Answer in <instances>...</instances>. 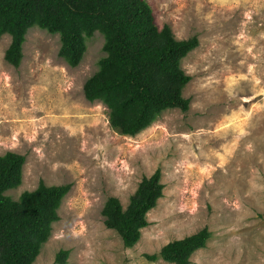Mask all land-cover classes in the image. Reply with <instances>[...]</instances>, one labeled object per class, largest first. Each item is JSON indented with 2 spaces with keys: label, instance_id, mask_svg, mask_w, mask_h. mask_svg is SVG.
I'll return each instance as SVG.
<instances>
[{
  "label": "rangeland",
  "instance_id": "374dc122",
  "mask_svg": "<svg viewBox=\"0 0 264 264\" xmlns=\"http://www.w3.org/2000/svg\"><path fill=\"white\" fill-rule=\"evenodd\" d=\"M156 25L177 40L197 37L182 62L191 81L187 112H163L134 137L114 131L109 110L89 102L85 83L106 56L100 33L82 62L59 57L60 37L31 28L18 68L7 64L11 37L0 39V157L23 156L17 201L47 186L70 184L60 221L34 264L150 262L167 244L207 229L211 238L191 264H264V0H145ZM157 171L164 196L147 214L140 241L126 248L105 226L106 201L124 209Z\"/></svg>",
  "mask_w": 264,
  "mask_h": 264
},
{
  "label": "trees",
  "instance_id": "16d2710c",
  "mask_svg": "<svg viewBox=\"0 0 264 264\" xmlns=\"http://www.w3.org/2000/svg\"><path fill=\"white\" fill-rule=\"evenodd\" d=\"M59 35V57L71 68L82 62L87 41L96 33L104 37L99 69L84 85L85 98L102 102L109 110L111 128L134 137L149 128L163 112H187L190 100L183 91L191 78L182 61L199 47L197 37L177 40L170 27L159 29L145 0H0V39L11 37L7 64L15 68L31 28ZM25 158L8 152L0 157V264H34L49 240L58 210L72 185L47 186L40 180L32 192L15 201L6 192L22 184ZM160 172L144 178L129 205L109 198L102 210L105 226L115 231L126 248H133L149 226L147 214L164 196ZM211 238L207 229L173 241L150 262L191 264L192 255L205 249ZM69 251H60L56 264H66Z\"/></svg>",
  "mask_w": 264,
  "mask_h": 264
}]
</instances>
